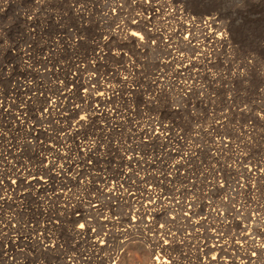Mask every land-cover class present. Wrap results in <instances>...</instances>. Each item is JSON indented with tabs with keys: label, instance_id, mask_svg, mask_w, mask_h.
Returning <instances> with one entry per match:
<instances>
[{
	"label": "built area",
	"instance_id": "2783aa9c",
	"mask_svg": "<svg viewBox=\"0 0 264 264\" xmlns=\"http://www.w3.org/2000/svg\"><path fill=\"white\" fill-rule=\"evenodd\" d=\"M182 7L179 5L177 9L183 11ZM152 10L155 17L151 19L150 14L142 15L146 23L138 31L137 41L133 40L147 45L149 52L139 54L140 47H136V54L128 49L120 51L124 66L131 67L127 70L128 88L139 91L137 83L132 81L135 70L138 79L142 78V82L148 85V89L140 86L141 106L145 103L143 99L150 101L139 109L138 119L133 116L132 121L136 124L130 126L126 133L130 135L126 146L133 144L137 149L135 162L125 173H131L128 186L111 190L114 191L112 194L116 193V199L110 203L111 208H105L93 219L99 225L96 243L104 244L103 250L92 258L85 248L78 246L81 260L66 256L65 264L89 261L93 264H124L125 260L120 261L117 257L124 251L120 247L122 242L131 243L126 249L125 259L129 250L139 245L151 253L152 264L157 260L168 264H264V145L259 154L251 153L254 125L246 122L229 125L231 120L227 116V108L233 103L231 96L223 100L225 106L218 108L221 113H217L212 106L214 96L208 95L204 86L198 83L201 75H211L210 68L214 66L206 65L204 56H212L216 65V54H210L208 49L202 51L198 48L196 52L190 46L180 45L178 39L182 38L181 35L168 41L165 33L179 30L180 17L167 20L163 16L167 8ZM98 15L108 21L109 27L107 31L98 33L96 39L100 34L113 33L131 18L127 14L116 17L115 12L108 16H104V12ZM135 16L139 13L135 12ZM206 17L198 20L203 22ZM84 19L83 16L80 22ZM185 19L197 21L194 17ZM187 21L181 22L188 24ZM169 25H174V28ZM141 34L145 41H142ZM225 38H229L228 33ZM231 47L228 46L227 52L223 50L221 62L233 61ZM151 57L153 65L145 71ZM172 58L174 60L170 62ZM244 60L241 69L258 71L259 74L264 71L259 67L255 69L253 64ZM130 95L133 99V94ZM203 98L204 102H209L203 116L199 108H185L186 116L194 118L193 125L186 131L177 124L175 117L183 112L182 105L194 103L197 99L201 102ZM159 101L167 106L164 111H161ZM133 102L134 99L128 105ZM128 109L134 113L131 107ZM238 112L245 116L247 109L242 106ZM142 131L146 133L145 137L141 136ZM154 148L158 159L152 163L145 155ZM203 152L204 159L201 158ZM135 164L140 166V172H137L139 167L136 168ZM149 177L153 180L149 181ZM141 180L143 182L139 185ZM124 194L136 199V203H125ZM80 199L76 197L73 200ZM109 199L104 198L105 201ZM86 223L88 230L95 233L94 222L90 219ZM86 223L81 226L85 227ZM79 226L73 224L71 228L75 230ZM88 250L91 252L94 247Z\"/></svg>",
	"mask_w": 264,
	"mask_h": 264
},
{
	"label": "bare ground",
	"instance_id": "6f19581e",
	"mask_svg": "<svg viewBox=\"0 0 264 264\" xmlns=\"http://www.w3.org/2000/svg\"><path fill=\"white\" fill-rule=\"evenodd\" d=\"M12 1L8 4L15 7L17 19L20 20L24 16L23 14L21 16L22 7L20 6L25 0ZM62 1L66 12L58 14V19H51L53 24L58 25L59 22L62 25L57 30L58 34H62L58 35L59 41L46 46L45 59L39 62L43 69L46 66L47 74L51 77L49 84L37 81L39 72L29 67L28 63L34 65L37 60L34 58L33 50L27 48L19 36L8 45L0 44V47H3L2 56L5 58L1 61L0 76L2 80L11 82L6 91H0V212L7 206L12 208L7 218L3 219L0 215V232L5 233L2 236L3 242H0V264H46L41 261L39 255L43 252L56 251H59L57 253L59 261L65 264L66 256L72 260H81L78 246L85 248L92 258L96 257V252L98 254L103 250L104 244L96 243L98 232H90L86 222L90 218H95L105 208H111V201L116 199V193L112 194L114 191L111 192V190H115L121 184L127 187L128 176H131V173L123 174L122 168L130 169L135 162L134 154L137 149L133 144L126 146L124 150H117L113 156L103 155L101 150L104 143L120 131V124L116 120L117 110L113 104L117 102L114 94L116 88L122 87L129 95L126 98L127 104L133 101L130 94L138 91L128 88L129 79L119 78L116 67L119 64L121 69L125 63L121 50L128 49L129 52L136 54L138 53L136 47H140L139 54L149 52L147 45L133 42V40L137 41L138 31L146 23L142 17L143 14H150V18L153 19L155 14H152V9L167 8L168 11L163 15L165 19L180 17L179 30L165 33L166 37L168 41H173L181 35L182 38L178 39L180 45L190 46L196 52L199 48L196 44L206 46L212 55L216 54V48L227 52L228 46L233 47L231 36L228 34L230 37L225 38L228 33L227 27L219 16L213 14L202 22L198 20L201 17L191 15L192 13L186 8L182 7L183 11H179V5L175 4V0H121L122 7L111 4L106 5V8H103L105 6L102 3L103 0ZM8 4L0 5V21L5 16ZM48 4L47 0H35V10H49ZM91 4L94 7H101L104 16L115 12L116 17L127 14L131 18L119 25L113 33L103 34L102 39L97 41L96 50L86 53L78 49L83 42L82 34L75 29L69 30L67 26L70 13L80 20L83 18L82 11L84 12V9ZM135 12H138L139 16H135ZM49 13L48 17H50ZM96 13L98 14L97 11ZM35 16L36 13H32L27 21L30 22ZM187 17L189 20L194 17L197 21L189 22L185 19ZM181 21H187L188 24ZM4 37L5 28H1L0 40L4 41ZM59 43L63 44L60 48ZM245 58L249 64H256L253 56ZM25 60H28L26 64H24ZM173 60L172 58L169 61ZM108 61L110 63H107ZM203 61L206 65L216 63L212 56L208 55L204 56ZM190 64L194 65L193 62ZM124 67L126 70L131 68ZM259 68L264 69V65ZM134 72L137 76L138 72L135 70ZM261 74L264 76V71H261ZM140 86L142 89H148L144 81L139 88ZM143 101L145 102L142 103L143 106L150 102L145 99ZM135 114L128 109L126 114L128 128L135 126L136 123L132 121ZM81 116L84 117L83 120L80 119ZM145 135L146 133L142 131L141 136L145 137ZM125 137L128 141L130 140V135L126 134ZM75 138L80 140L78 144ZM88 144H91V147H88ZM25 146L33 151L35 148L39 153L47 151L50 156L46 158L44 165L34 167L26 164L23 160L21 161L22 148ZM69 146H73L74 151L81 149L80 159L62 162L64 153L59 152L57 148L68 149ZM128 156L131 158L128 159ZM110 164L113 167L112 171L108 170ZM95 168L99 172V177L94 175L93 181L99 182V186L91 189L94 190V195L87 196L88 202L85 197L70 201V207L67 206L63 210L62 221L68 234V237L63 239L64 243L45 235V229L35 223L28 227L26 221L21 219L25 212V207L22 205L26 204L23 200L30 198L34 202L35 198L51 193L53 195L50 196L52 198L50 201L57 200L60 194L72 193L77 183L82 186L83 178ZM142 182V180L139 181V185ZM105 197L110 199L105 201ZM123 199L127 204L136 203V199L125 194ZM45 217L48 220L49 215ZM84 223L86 226L82 227ZM73 224L80 226L73 230L71 228ZM130 245V242H122L120 247L124 251L117 255L118 260H125V252ZM69 247L75 250L70 251ZM91 247H94V250L89 252L88 248ZM150 254L146 251L143 260L137 263L152 264ZM54 258L51 263L56 264ZM156 264L168 263L157 260Z\"/></svg>",
	"mask_w": 264,
	"mask_h": 264
},
{
	"label": "rangeland",
	"instance_id": "374dc122",
	"mask_svg": "<svg viewBox=\"0 0 264 264\" xmlns=\"http://www.w3.org/2000/svg\"><path fill=\"white\" fill-rule=\"evenodd\" d=\"M12 2V0H0V5L3 6L6 3L8 4ZM34 2L35 0H25V2L23 1V3L21 4V16L23 14L25 16V20H23L24 16L20 18V20H18L15 7L8 4L5 16L3 20L0 21V30L1 28H5V40H0V44L1 46H3V43L8 45L17 36H19L23 44H25V46L30 50H33L34 58L37 60L35 61L34 65L28 62V60H25L24 64L28 62L29 67H33L36 71L39 72V78L37 79L39 83H50L51 77L47 74L46 66L43 69L42 65L39 62L42 60L44 61L45 59L44 54L46 53V46L48 44H52L53 42L59 41L58 35H61L62 33L58 34L57 30H59L62 25L59 24V22L58 25L53 24L51 19H58V14H61L64 11L66 12V7L62 0H47V2H49V10L42 9V11H40L35 10ZM102 3H105V6L103 8H106V5H111L112 3L123 6L121 0H103ZM175 4L182 5L184 8H186L196 16L206 17L213 14L217 15L226 25L228 34L231 36V41L234 47L232 56L233 61L230 60L228 62H221V57L224 51L220 48H216L217 53L215 55V60H218V63L210 68L212 69L211 75H208V73L205 71V73L207 74L201 75V77L197 80L200 81L198 83L204 86L203 88H205V91L208 95L214 96L212 106L216 108L217 113H221L219 109L225 106L223 104V100H226V98L231 96V100L233 101V103L229 108H227V116L231 120L229 125H232L233 122L240 123L242 125L244 122L252 123L254 125L253 134L255 139L253 140L254 147H251L250 151L251 153L259 154L260 151H262V146L264 145V76H262V74H259L258 71L243 70L241 69L243 68L241 67V65L242 61L246 59V56H253L256 59V64H254L255 69H257V67H260L261 65H264V0H175ZM81 6L84 7L85 5L81 4ZM96 11L99 14L103 12L101 11V7H94V5L92 4L87 6L83 12V16L85 17V19L81 22L77 16H73L70 13V21H68L67 27H69V30L75 29L83 36V42L81 46L78 47L79 51L83 50L86 51V53H92L98 46V39H102L103 36V34H100V37L96 39V35L108 30V21L103 20L102 17H100L96 13ZM34 12L36 13L35 18L28 22V17L30 18L32 16V13ZM48 12H50V17H48ZM144 15L146 16V14ZM170 27L171 29H173L174 25H171ZM140 37L142 38V41H145V36L143 34H141ZM62 45V43H59V48ZM2 48L3 47H0V65L1 61L5 59L2 56ZM199 48L202 51H206L208 49L206 46H200ZM50 49L53 48L50 47ZM189 52L192 53L193 51L189 49ZM153 62L154 59H152L151 57L150 63H148V66L146 65V67H144V70L146 71L150 69L153 65ZM107 63L110 62L108 61ZM199 64H201L200 61ZM226 65L227 67H225ZM119 66L120 65L118 64V77L123 80L129 78V74L125 67L122 66L120 69ZM132 81H135L139 86L142 83V78L138 79V77L134 76L132 78ZM10 84V81L2 80V77L0 76V91H6L10 87ZM109 87L111 86L109 85ZM138 89L139 91H136L132 95L134 99L133 104L129 106L126 102V98L129 95L125 93L122 87L116 88L114 94L115 97H117V102L113 104L115 105L117 110L116 120L120 124V131L115 136H111L108 142L104 143L101 154H105L106 156H113L117 152V150H124L125 146L129 144L128 139L125 137L127 130L130 131V127L128 128L127 126L128 121L126 115L128 112V108L131 107L134 110V114L136 111V114L134 116L138 119L139 109L143 107L141 106V89L139 87ZM168 93L172 94L171 91H169ZM198 94L199 92L197 93V95ZM202 95L204 96V93ZM162 99L166 98L162 96ZM204 100L205 99L203 98V101L200 102L197 99V101L194 103L190 101L191 103L182 105L183 112L178 117H175V119L178 120L177 124L181 125L182 128L186 131L189 130L193 125L194 118L186 116L185 113L187 111L184 110L186 107L193 106V110L199 108V110L201 111L200 115L203 116L206 109L205 107H207L209 103L204 102ZM163 101H159V107L162 109L161 111H164L167 107H164L165 104H163ZM242 106L247 109V114L245 116H243L242 113L238 112V109ZM202 120H204V118ZM229 132H232V128H229ZM240 137V139L242 140V136ZM79 141V139L75 138V142L77 144ZM88 147H91V144H88ZM34 150L35 151L27 146L23 147L21 161L23 160L24 163L33 165L34 167H36V165H44L45 160L50 156V153H48L47 151L39 153V151H37L35 148ZM57 150L64 153L62 162H66L69 160L73 162L77 159H80L79 155L81 149H77V151H74L73 146H69L68 149H59L58 147ZM149 151H147L145 157H147L149 161H152V163H155V160L158 159L156 148L152 149L150 153ZM201 156V158L204 159L205 153L203 152ZM135 166L136 168L139 167L137 172H140V166L136 164ZM96 168L94 170H91L90 174L83 178V180L81 181L83 184L82 186L77 183L72 193H67L64 195L60 194L61 196L57 200L50 201L52 199L50 197L53 195L52 193L46 194L44 197H37L35 198L34 202H32L30 198L23 200V202L26 204L22 205L23 207H25V212L22 214L21 219H23V221H26L28 227L35 223L37 226L45 229V235H48L51 238L54 237L57 241H62V243H64L63 239H65V237H68V234L66 232V227L63 224L64 222L62 221V218H64V215H62L63 210L65 209L66 205L70 207V201H73V199H76V197H85L86 199L88 195L89 197L94 195V190L91 189L93 187L98 188L99 186V182L93 181L95 179L94 175H98L99 177V172L96 171ZM108 170H113L112 164H110ZM128 170L129 167L126 170L122 168L123 174ZM153 172L156 173V170H154ZM101 177L103 176L101 175ZM152 180L153 179L149 177V181ZM155 183L157 182H153V184ZM120 186H122L123 188H127L124 184H121ZM86 200L88 202V199ZM11 211L12 208L7 206L6 208L1 209L0 215L3 219H5L11 214ZM47 215H49L48 220L47 217H45ZM90 219L94 222V224L92 225V227L94 226L93 229L95 231L98 230L99 225L97 221H94V218ZM4 235L5 233H3V231L0 232V242H3L2 236ZM69 250L74 251L75 248L69 247ZM58 252L59 251L52 253L43 252L39 255V258L43 263L54 264L51 263V260L53 259V257H55L54 259L56 261V264H63L59 261V258H57ZM145 254L146 251H144L143 247H140L139 245L134 246L129 250V254L126 257L124 264H138L137 262L142 261ZM87 258L88 257H86V259ZM80 264L83 263L80 262ZM84 264H93V262L89 261L85 262Z\"/></svg>",
	"mask_w": 264,
	"mask_h": 264
},
{
	"label": "snow or ice",
	"instance_id": "6c2138e0",
	"mask_svg": "<svg viewBox=\"0 0 264 264\" xmlns=\"http://www.w3.org/2000/svg\"><path fill=\"white\" fill-rule=\"evenodd\" d=\"M80 119H81V120H83V119H84V117H83V116H81V117H80Z\"/></svg>",
	"mask_w": 264,
	"mask_h": 264
}]
</instances>
